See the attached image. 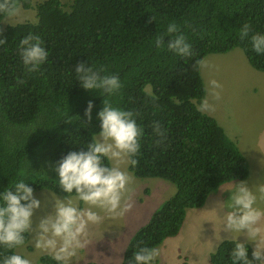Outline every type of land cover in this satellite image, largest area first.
<instances>
[{"label":"trees","instance_id":"obj_1","mask_svg":"<svg viewBox=\"0 0 264 264\" xmlns=\"http://www.w3.org/2000/svg\"><path fill=\"white\" fill-rule=\"evenodd\" d=\"M18 1L31 6L28 0ZM36 8V22L0 25V39H7L0 46V192L23 180L34 192L49 189L65 197L51 169L70 151H87L100 130L97 114L103 99L139 113L141 148L138 164L129 169L138 178L168 180L176 190L131 238L120 263L131 264L138 246L156 248L179 235L188 209L205 206L222 184L250 176L241 145L216 118L196 111L206 95L198 62L240 47L250 64L264 71V54L239 37L245 23L253 33L264 34V0H43ZM151 16L155 21L149 23ZM3 18L0 14V22ZM173 21L191 44V56L153 46ZM29 33L39 35L49 52L40 72L33 74L25 73L18 55L19 41ZM170 39L164 37L165 45ZM77 63L105 68L102 74L118 76L122 88L111 96L83 89L75 74ZM18 79L26 83L17 84ZM89 101L90 122L84 115ZM155 121L166 130L159 147ZM29 240L26 234L24 245ZM235 243L223 240L211 253V263L232 264ZM18 247L0 245V264L6 255L18 254ZM253 248L248 243L249 259ZM40 261L56 264L49 254Z\"/></svg>","mask_w":264,"mask_h":264},{"label":"clouds","instance_id":"obj_2","mask_svg":"<svg viewBox=\"0 0 264 264\" xmlns=\"http://www.w3.org/2000/svg\"><path fill=\"white\" fill-rule=\"evenodd\" d=\"M28 2L32 7V0ZM21 7L26 8L21 1L0 0V14L4 15L0 22L1 28L4 27L5 18L20 15ZM36 20L37 15L34 21ZM152 21H155L154 16L148 22ZM166 36L171 39L165 45ZM239 37L241 40H250L255 53L264 54V34L253 33L251 26L245 23L239 29ZM6 43V38L0 39V46ZM152 44L157 49L166 47L177 56L188 57L192 54L191 44L174 21L168 24L164 33L155 37ZM18 55L25 73L33 74L40 72L41 65L48 60L49 52L45 50L39 35L29 33L19 41ZM198 64L202 69L212 67L206 60H201ZM105 72V68H94L88 63H77L75 66L77 81L83 89L111 96L122 88V84L118 76L102 74ZM24 83L25 80H17V84ZM222 87L216 79H210L205 86L206 95L196 105V111L202 114L214 112L215 104L211 101L221 99L219 90ZM102 103L103 107L97 114L100 130L88 144L87 151H70L52 167L51 170L58 174L60 191L67 195L64 199L56 200L51 211L40 216L36 225L34 223L35 227L33 217L41 210L42 203L34 196V189L20 180L13 188H5L0 192V245L9 250L25 246L37 254V250L49 254L56 264H72L77 253L89 244V226L99 224L104 219L99 212L114 218L131 211L133 202L126 194L132 178L122 170L121 165L138 164L135 157L140 153V139L143 135V129L138 126L135 118L139 113L115 107L108 100L103 99ZM92 109L93 102L89 101L84 113L89 122L92 120ZM152 127L155 135L159 137L155 141L159 147L166 140V130L159 121L153 122ZM105 159L110 163L105 164ZM73 192L75 198L71 195ZM258 199L264 201V183L249 187L248 181L242 180L235 184L227 206L217 205L220 209H227L221 217L223 231L231 236L238 234L234 238H227L236 240L230 254L232 264H264V209L256 206ZM75 201L81 202L84 207L77 206ZM26 234L31 238L24 245ZM241 235L246 240L237 238ZM249 242H253L254 246ZM248 243L254 247L251 259L248 256ZM158 247L138 246V250L133 252L131 264H154V261L160 264L156 259L159 256ZM18 254L6 255L2 264H35L27 259V255L22 254L26 257L24 258ZM38 255L40 261L43 254ZM167 260L168 264H197L188 257L185 261L183 257L174 259L172 256ZM40 263L42 264L41 261Z\"/></svg>","mask_w":264,"mask_h":264},{"label":"rangeland","instance_id":"obj_3","mask_svg":"<svg viewBox=\"0 0 264 264\" xmlns=\"http://www.w3.org/2000/svg\"><path fill=\"white\" fill-rule=\"evenodd\" d=\"M40 1L42 0H32V7H21L19 16L5 18L4 26L7 24L34 21L37 15L35 6L36 3ZM62 1L63 3H69L71 0ZM239 52L244 53L242 48L237 47L230 52L210 54L204 58V60L212 66L209 69H203L205 83L207 84L210 79H216L223 86L222 89L219 90L221 92V99L218 101H211L215 104V112L219 115L223 114L226 102L233 96H236L238 100L242 99L241 90L245 87V83L240 77L248 75L250 64L245 60L247 64L242 66V68H240L241 66H236L241 60ZM242 102L243 107L241 110L250 112L248 118L243 119L239 117L238 123H236L233 115H231L227 117V123L222 122L226 126L227 130L224 129L229 136V132L233 131L238 133V138L234 140L238 145H241L242 152L249 158L251 173L246 181H248L249 187H251L258 183H264V169L260 171V143L264 146V139L261 134L264 130V96L260 95V99L257 97H252L250 100L244 98ZM227 107L232 109L234 107V102H229ZM121 167L122 170L126 171L132 178L128 185L129 191L126 196L130 197L131 202H133V208L124 216L114 218L106 216L103 212H99L104 219L99 224L89 226V234L87 237L89 244L85 249L77 253V256L73 258L72 264H120L131 238L136 233L134 232L136 227L148 223L160 204L174 194L176 190L175 185L168 180L156 177L138 178L129 170L128 164H122ZM240 181L242 180H234L222 184L209 196L205 206L193 208L194 210L190 214L193 218L192 221H199L200 224L197 225L194 232L193 230L191 231V223L189 227L185 229L190 236V242L188 241L189 244L210 245L212 243L211 239H209L211 230H215V234L212 235L217 239L215 246H217L219 240L223 238H234L238 235L234 233L231 236L230 233L223 231V221L221 217L227 209H220L217 205L224 204L225 207L227 206L229 202L228 199L235 188V184ZM34 196L42 203L41 210H38L33 217L35 225L38 223L40 216L51 211L52 204L56 200L64 199V196L58 195L49 189L36 191L34 192ZM72 197L75 198V195ZM75 203L79 207H84L79 201H75ZM256 206L264 209V201L258 199ZM209 220L211 221L210 226L208 225ZM203 230H207L209 233ZM237 238L246 240L244 235ZM174 245L182 248L181 250L184 249V246L179 241H175ZM37 251L40 254H47L40 250ZM18 253L24 254L25 256L27 255V259L34 261L35 264H41L38 259V256H40L38 255L39 253H35L32 249H28L25 246L19 247ZM182 254L184 253L172 251L169 255L167 250H163V256L166 260L168 257L172 256L174 259L183 257V261H185L186 257L182 256ZM210 256L211 254L206 255L202 259L197 257V264H211ZM154 264L157 263L154 261Z\"/></svg>","mask_w":264,"mask_h":264},{"label":"crops","instance_id":"obj_4","mask_svg":"<svg viewBox=\"0 0 264 264\" xmlns=\"http://www.w3.org/2000/svg\"><path fill=\"white\" fill-rule=\"evenodd\" d=\"M240 54V62L236 65L237 67L241 66L240 68H242V66L246 65V61H248V58L246 56L245 53H241ZM249 63V62H248ZM249 70H248V75L247 76H243L240 77L241 80L244 81L245 83V87L241 90L242 91V99L238 100L236 99V96H233L229 101L226 102L225 104V108L223 110V114L219 115L218 113L211 112L209 113L211 116L215 117L218 122L226 129V126L223 124L227 123V117H230L231 115H233L234 117V121L236 123H238V118L241 117L243 119L248 118V116L250 115V112L248 111H244L241 110V108L243 107V102L242 100L244 98L250 100L252 99V97H257L258 99H260V95L264 96V71H259L257 69H255L252 65L249 66ZM202 74L203 77L205 78V74H204V70L202 69ZM233 101L234 102V107L231 109L229 107H227V104L229 102ZM238 108H239V113H238ZM217 114V115H216ZM223 121V122H222ZM227 130V129H226ZM230 136L233 139H237L238 138V133L237 132H229ZM262 137V136H261ZM260 137V138H261ZM263 139H264V134H263ZM260 150L264 153V146L260 143ZM194 209H189L187 212V217L184 223V228L182 229L181 233L175 237L169 238L167 239L162 245H160L157 249L159 250V256L156 258L160 264H168V260H164L163 258V250L167 252H183L184 254H182V256L184 257H188L191 258L193 261L197 262V257H199V259L204 258L206 255H209L213 252V250L216 249V247H218V245L227 238H223L222 240H219L218 245L215 246V243L217 241V239H215L212 235L215 234V230H211V234L207 231V230H203L207 233H209V238L211 239L212 243L208 246H204V245H193V243H190V237L187 234V232L185 231V229H187V227H189V224L191 223L192 225V229L191 231L195 230V228L197 227L198 224H200L199 221H192V217H191V212ZM34 223L35 221H33V227H34ZM208 225H211V221L209 220ZM144 225H140L138 227H136V229L134 230V232H136L139 228H141ZM206 229V228H205ZM133 234V233H132ZM175 241H179L183 246L184 249L181 250L182 248H180L179 246L174 245ZM189 241V242H188ZM250 244H252L254 246L253 242H249ZM169 258V257H168Z\"/></svg>","mask_w":264,"mask_h":264}]
</instances>
